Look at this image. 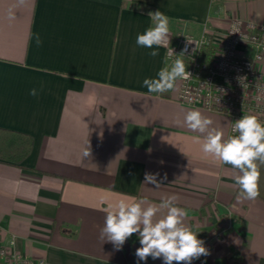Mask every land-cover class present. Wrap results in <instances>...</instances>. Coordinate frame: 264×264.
Here are the masks:
<instances>
[{"label": "crops", "instance_id": "crops-1", "mask_svg": "<svg viewBox=\"0 0 264 264\" xmlns=\"http://www.w3.org/2000/svg\"><path fill=\"white\" fill-rule=\"evenodd\" d=\"M158 10L172 35L208 27L219 40L232 20L264 24V0H0V128L33 138L21 165L0 161V237L16 235L17 252L45 264H145L137 234L119 251L100 239L104 208L175 195L210 252L192 264H264V167L260 196L238 200L237 172L205 155L206 134L185 123L198 109L227 139L231 119L181 104L179 80L163 94L143 87L169 65L163 47L152 57L136 44ZM146 172L167 179L155 189Z\"/></svg>", "mask_w": 264, "mask_h": 264}, {"label": "clouds", "instance_id": "clouds-1", "mask_svg": "<svg viewBox=\"0 0 264 264\" xmlns=\"http://www.w3.org/2000/svg\"><path fill=\"white\" fill-rule=\"evenodd\" d=\"M151 25L136 37L139 47L151 49L148 53L152 57L159 55L158 49H167V56L174 57L170 65L161 68L155 78H145L143 87L148 93L163 94L175 90L177 80L187 81L192 78L184 62L187 46L176 54L170 46V21L169 17L161 11L149 12ZM233 33L239 32V23L233 25ZM35 44L41 46L42 40L39 33L35 34ZM188 44L196 41L186 38ZM244 77H238L242 87H246ZM30 95L37 96L36 88L30 90ZM187 127L193 132L206 134L203 137L202 151L205 155L213 157L221 164L231 165L237 172L234 177L239 187L238 200H255L260 196L261 167H264V121L255 115H243L232 123L231 132L224 138V132L211 127L213 121L202 115L200 110L188 111L185 116ZM200 142L199 137H194ZM85 158L91 156L88 145L84 151ZM159 173L146 172L144 183L159 189L166 175L158 180ZM175 195L163 199L159 205L152 204L145 199L138 202L118 200L108 204L105 224L100 232V239L113 244L116 250H122L126 241L137 234L140 247L135 251L138 261L145 264L149 258L161 259L163 264H192L201 256H208L209 250L205 242L198 239V233L185 224L187 212L176 203ZM147 205V207H144ZM163 213L159 219L157 215Z\"/></svg>", "mask_w": 264, "mask_h": 264}, {"label": "built area", "instance_id": "built-area-1", "mask_svg": "<svg viewBox=\"0 0 264 264\" xmlns=\"http://www.w3.org/2000/svg\"><path fill=\"white\" fill-rule=\"evenodd\" d=\"M239 23V32L233 33V25ZM205 27L200 37L190 34H170V46L180 54L187 46L184 62L192 78L179 80L178 101L186 106L227 115L232 123L243 115H255L264 121V72L258 64L264 60V24L232 20L223 37L216 40ZM186 38L197 42L188 44ZM213 47L215 53L210 63L201 61L205 47ZM165 49V48H164ZM250 49L255 50L253 56ZM170 65L174 57L167 56ZM244 77L246 87L238 82ZM234 134V133H232ZM1 228V227H0ZM17 236L11 234L3 241L0 237V264H45L17 252Z\"/></svg>", "mask_w": 264, "mask_h": 264}, {"label": "trees", "instance_id": "trees-1", "mask_svg": "<svg viewBox=\"0 0 264 264\" xmlns=\"http://www.w3.org/2000/svg\"><path fill=\"white\" fill-rule=\"evenodd\" d=\"M214 53L213 47H205L202 51L201 61L210 63ZM32 149L33 138L30 135L0 128V161L21 165L31 154Z\"/></svg>", "mask_w": 264, "mask_h": 264}, {"label": "rangeland", "instance_id": "rangeland-1", "mask_svg": "<svg viewBox=\"0 0 264 264\" xmlns=\"http://www.w3.org/2000/svg\"><path fill=\"white\" fill-rule=\"evenodd\" d=\"M184 33H187V34H192V35H193V34H196V33H195V32H193V31H192V32H191V31H189V32H188V31H184Z\"/></svg>", "mask_w": 264, "mask_h": 264}]
</instances>
